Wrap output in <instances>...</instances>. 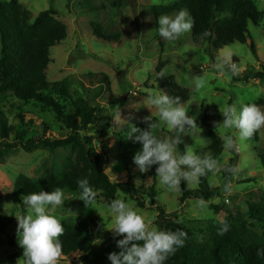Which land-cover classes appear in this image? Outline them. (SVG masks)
I'll list each match as a JSON object with an SVG mask.
<instances>
[{
  "label": "rangeland",
  "instance_id": "1",
  "mask_svg": "<svg viewBox=\"0 0 264 264\" xmlns=\"http://www.w3.org/2000/svg\"><path fill=\"white\" fill-rule=\"evenodd\" d=\"M175 1L18 0L29 11L32 21L40 12L54 10L56 18L67 27L66 39L50 49L47 81L68 80L73 98L84 96L90 105L100 110L99 122L107 124L109 129L105 133L97 126H90L82 136L88 137L91 147L104 154L105 170L113 182L122 186L131 182L143 194L144 208L138 207L121 190L110 200L95 191V200L88 206L79 199V193L63 190L65 203L57 207L54 215L62 225L73 222L88 229L96 243H103L104 232L114 235L109 230L113 221L107 208L113 199H123L138 209L152 221L150 227L158 228L156 222L159 208H162L175 221L188 225L198 240L207 234L208 226L229 223L237 214L246 217L249 204L264 199V127L250 138L240 140L236 129L223 127L222 113L227 106L239 108L242 104H255L264 111V0L254 1L261 18L256 26L249 25L248 42L234 43L219 50L206 42L195 45L191 31L172 43L159 37L158 19L152 8L168 6ZM92 24L100 25L102 34L110 39L104 41L95 37ZM250 44L254 46V52ZM225 56L230 65L236 66L235 74L227 67H217L218 61ZM159 64H162L160 70L165 78L173 77L188 91L189 99L181 105L186 107V114L195 119L197 126L191 130L186 126L176 151H181L179 145L183 151L186 146L194 147L200 156H209L216 161L215 168L207 172L204 179L210 188L216 189L218 196L205 202L203 208L197 199L180 203L181 190L167 191L159 185L156 174L141 173L135 167L125 169L112 155L114 133L145 123V117H151L153 122L159 119L158 109L149 103L152 95L166 94L157 72ZM260 73L263 77L258 76ZM197 77L206 81L199 90L195 88ZM0 111L11 126H16L21 116L30 132L34 127L37 129L39 137L64 139L70 135L49 109L37 103L7 96L0 99ZM118 113L119 122L116 121ZM209 131H214L222 141L218 158L208 150ZM157 135L163 139L174 133L161 122ZM226 136L233 137L237 154L236 167L228 181L223 178V172L233 156V148L225 147ZM68 157L70 151L65 148L53 152L38 148L30 153L15 148L0 158V218L5 219L4 232L0 234V264H17L23 255L16 235L18 222L6 211L9 204L20 205L22 202L21 197L12 192L16 177L23 175L34 181L44 179L52 169L58 172ZM182 182L188 189H198V182L191 187ZM150 195L154 196V203L150 202ZM10 236L17 238L16 246L10 244ZM58 264L82 263L77 254H72L60 258Z\"/></svg>",
  "mask_w": 264,
  "mask_h": 264
},
{
  "label": "trees",
  "instance_id": "2",
  "mask_svg": "<svg viewBox=\"0 0 264 264\" xmlns=\"http://www.w3.org/2000/svg\"><path fill=\"white\" fill-rule=\"evenodd\" d=\"M255 0H177L168 6L153 7L152 12L157 20L160 15H171L181 9H187L194 20L191 38L195 45L210 43L216 49H222L234 43L245 44L249 40V25L256 26L261 18L255 6ZM93 35L107 41L109 36L102 34L101 26L92 24ZM67 37V27L56 18L54 10L40 12L32 21L30 13L18 0L0 1V99L13 96L22 102H34L49 109L70 132L64 139L39 137L34 127L30 132L27 124L19 116L18 124L11 126L4 113L0 111V158L10 149L20 148L30 153L38 148L55 151L65 148L70 157L58 171L51 170L49 175L34 181L26 176L16 177L12 192L16 196L29 195L33 192L53 191L56 188L80 193L77 181L88 179L94 191L101 192L110 200L118 190L123 191L138 207L144 208L142 193L135 185L128 182L119 185L113 182L105 170L103 153L90 145V139L82 136L90 126H97L103 131L108 125L99 122L100 117L95 107L90 105L84 96L73 98L69 91L68 80L49 83L47 68L50 62V49L60 44ZM254 52V46L250 44ZM161 83L166 95L179 98L183 104L188 101L189 93L181 88L173 77L165 78L160 70ZM258 76L263 77L262 73ZM99 122V123H98ZM31 123V122H30ZM32 124V123H31ZM146 129L142 123L135 126ZM131 128L113 134L112 155L125 168L135 167L133 157L141 145L129 137ZM208 150L218 158L222 152V141L214 131L208 134ZM180 152H183L179 145ZM223 172V178L231 179L236 167V151ZM264 161V159H263ZM157 165L148 173L155 176ZM180 203L190 199L210 201L218 196L216 189L210 188L204 176L199 178L198 189H188L183 182L180 185ZM151 193L155 194L151 189ZM154 203V196L150 195ZM22 204V202H21ZM21 205L20 213L23 212ZM4 218H0V234L4 232ZM223 224L210 225L207 234L198 240L195 232L188 225L175 221L159 208L156 222L158 229L166 231L183 230L186 232L184 246L170 255L165 264H264V259L257 256V250L264 248V199L249 204L246 217L241 214L231 218L228 231L220 234ZM64 233L60 237L62 255L79 256L82 264H111L107 259L110 252H119L116 240L122 239L109 232L103 233V243H96L92 233L78 223L63 225ZM10 244L17 245V238L10 236Z\"/></svg>",
  "mask_w": 264,
  "mask_h": 264
},
{
  "label": "clouds",
  "instance_id": "3",
  "mask_svg": "<svg viewBox=\"0 0 264 264\" xmlns=\"http://www.w3.org/2000/svg\"><path fill=\"white\" fill-rule=\"evenodd\" d=\"M158 34L163 40L172 43L183 34L191 31L194 20L187 9H181L174 15H160L158 17ZM217 67H227L233 74L237 69L229 64L225 56L219 60ZM195 88L202 89L205 79L197 77ZM149 103L156 107L159 119L155 122L151 117H145L146 129L132 127L129 137L134 143L141 145L140 150L133 157V163L141 173L148 172L153 165H157L155 172L159 178V185L169 192L180 190L182 181L191 187L198 182V178L212 171L216 161L209 156H200L194 147L186 146L183 152H177L180 143V134L186 126L191 130L197 128L195 119L188 116L187 109L181 105L179 98H172L160 93L152 95ZM223 127L236 129L240 140L250 138L258 129L264 127V111L255 104H242L239 108L230 105L223 110ZM116 121H121L118 113ZM161 122L167 125L174 135L159 138L157 135ZM90 134L94 132H89ZM225 147L233 148L232 136L225 137ZM80 190L79 196L88 206L95 200V191L88 179L77 181ZM227 190V189H226ZM23 212L20 205L9 204L8 214L14 215L17 220L16 235L18 244L23 249L22 258L17 264H58L62 255L60 237L64 233L61 221L54 215L58 206L65 203V193L56 188L53 191L33 192L22 195ZM200 207L205 206L199 200ZM113 225L109 230L115 236H123L116 240L119 252H110L107 259L111 264H165L170 255L184 246L186 232L181 230L166 231L150 227L152 221L146 219L139 210L123 199H113L107 205ZM228 231V225L223 224L220 234ZM257 256L264 259V248L257 250Z\"/></svg>",
  "mask_w": 264,
  "mask_h": 264
}]
</instances>
